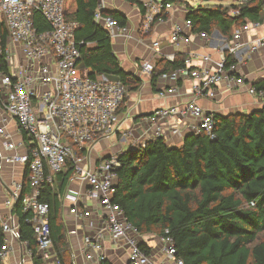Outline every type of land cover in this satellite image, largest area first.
<instances>
[{
    "label": "built area",
    "instance_id": "2783aa9c",
    "mask_svg": "<svg viewBox=\"0 0 264 264\" xmlns=\"http://www.w3.org/2000/svg\"><path fill=\"white\" fill-rule=\"evenodd\" d=\"M252 0H235V6L229 11L231 16L241 14V6ZM145 12L140 27L142 35H148L156 22L165 20L179 7L172 1L144 0ZM188 12V8L183 3ZM65 0H0V23H4L8 40L4 44L3 31L0 27V56L5 54L8 67L14 59L12 45L21 46L23 58L20 65L11 72L0 71V191L4 185L7 166L24 165L21 178H12L10 192L6 199H1L0 225L4 232V243L1 256L8 258L14 250V244L25 247L18 264H31L35 253L28 241L21 240L20 225L13 212L16 203L20 202L24 212L32 215L29 222L34 226L38 249L37 255L45 262L53 261L54 247L49 226V203L41 200L42 190L55 187L59 174L72 173L63 194L73 202L70 212L78 218L92 215L88 202H96L105 212L108 226L105 232L97 236L85 235L83 250L88 260L97 264H107L104 252L106 239L114 242L127 241L130 245L129 264H151L147 254L129 232L139 233L129 221L122 207L113 201L118 181L117 170L121 167L120 153L92 160L95 146L102 141H110L119 135L127 137L122 131L123 109L128 96L127 87L120 79H112L107 75L92 77L83 72L81 66L82 52L79 45L83 43L75 39L78 22L68 19L65 13ZM106 0H99L95 19L109 33L111 38L119 36L131 37L127 26L110 15H105ZM41 15L48 23V30H40L35 18ZM263 28L260 37L246 41L244 35L253 29ZM195 35L202 39L210 36L206 31H195L193 21L185 18L183 23H175L170 34L173 45L191 44ZM227 37V36H225ZM153 48L160 51V41L154 42ZM264 48V9L262 17L255 21H246L233 30L232 37L222 39L216 46L218 59L212 53L192 52L185 59V66L172 72L161 74L163 79L178 84L184 78H192L193 97L185 105H169L156 109L145 117L150 125L146 131V140L139 145L163 136L164 120L179 121L185 116L198 120L193 125L194 133L205 132L214 137L216 122L214 114L197 103L199 97L215 99L218 87L223 82L241 86L245 84L244 76H239L240 66L245 65L252 55ZM201 58L212 65L201 68L191 67L192 59ZM234 62H229L230 58ZM175 54L164 55L166 61L174 62ZM155 65L150 60L143 63V71L152 73ZM264 77V75H263ZM248 91L263 97V91L249 85ZM178 92L173 86L159 92L167 96ZM14 119L18 131L27 136L15 141L14 133L8 129L9 117ZM128 117V115H126ZM179 129H173L177 134ZM19 148H26L24 153ZM127 151V150H126ZM124 152V151H123ZM122 153V152H121ZM28 171V193H24L25 173ZM76 185L79 188L73 189ZM84 188V190L82 188ZM81 188V189H80ZM86 198V199H85ZM69 232L67 233V235ZM140 234V233H139ZM164 244L167 256L176 264H184L177 257L173 238L159 236ZM56 254V253H55ZM27 256V257H26ZM53 264H60L57 257Z\"/></svg>",
    "mask_w": 264,
    "mask_h": 264
},
{
    "label": "trees",
    "instance_id": "16d2710c",
    "mask_svg": "<svg viewBox=\"0 0 264 264\" xmlns=\"http://www.w3.org/2000/svg\"><path fill=\"white\" fill-rule=\"evenodd\" d=\"M145 12L142 0H126ZM179 2L180 0H165ZM188 8L194 30L213 32L218 29L232 37L235 27L262 17L264 0H252L241 6V14L231 16L235 0H199ZM99 0H65L68 19L78 22L75 39L82 42V62L97 77L108 74L119 78L130 91L138 90L142 79L127 72L115 55L112 38L96 21ZM105 15L128 23L123 13L107 9ZM166 18V17H165ZM40 30L50 27L41 15L35 18ZM4 44L8 33L0 23ZM93 44L90 46L89 44ZM185 56L174 62L159 58L152 75L158 76L185 66ZM234 62L231 57L229 62ZM5 54L0 56V71L8 72ZM263 91L264 77L253 81ZM214 137L205 132L188 134L181 146L167 143L157 136L136 149L119 154L121 167L113 201L141 235H167L173 238L177 257L184 264H264V106L247 114H215ZM25 141L28 138L24 135ZM72 169L57 176L55 187L42 190L41 200L49 203V226L54 251L60 264H74L67 228L62 216L61 196L68 185ZM28 171L24 193H28ZM21 240L28 241L36 264H46L38 255V243L32 215L16 203ZM0 225V252L4 243ZM140 247L150 253L147 243ZM0 264H5L0 254Z\"/></svg>",
    "mask_w": 264,
    "mask_h": 264
},
{
    "label": "crops",
    "instance_id": "0c3cea01",
    "mask_svg": "<svg viewBox=\"0 0 264 264\" xmlns=\"http://www.w3.org/2000/svg\"><path fill=\"white\" fill-rule=\"evenodd\" d=\"M144 1V0H142ZM107 9L116 10L128 17L127 27L131 32V37L127 38L119 36L112 38V44L115 55L120 59L122 67L129 73L135 74L142 79V85L138 90L130 91L128 93L126 104L123 109V125L122 131L128 133L127 137L122 134L118 138L110 141H102L97 144L92 153V160L98 161L99 158L108 156L110 154L121 153L128 150L133 144H141L146 140V131L149 128V121L145 119L146 116L151 115L156 109L169 105H185V103L193 97V83L192 78H184L177 83L171 80L163 79L158 76L155 86L152 84V73H145L143 71V63L150 60L156 64L157 59L164 58V55L175 54L176 57L183 55L190 56L192 52L212 53L214 59H218V53L215 50L216 46L222 44V39H225L224 34L218 29L210 33L206 39L195 35L191 44L173 45L170 42V34L175 23H183L186 18L187 10L182 4L173 11V13L165 18L163 21L155 23L153 30L148 35H142L140 27L143 21V13L140 8L126 0H106ZM263 33V28L253 29L244 35V39L249 41L260 37ZM160 41V51L153 48L154 42ZM12 45V54L14 59L11 61L9 69L11 72L20 65L23 58L21 46ZM93 46V44H89ZM212 63H206L201 58L194 57L191 62V67L201 68L204 66H211ZM81 66L89 73L83 62ZM107 75L112 79H119L115 76ZM239 76H244L245 84L238 86L233 83L223 82L217 90L215 99L207 97H199L197 103L205 110L215 114L228 116L231 114H247L264 106L263 98L252 94L248 91L249 85L256 79L264 75V48L254 53L247 64L240 66ZM178 87V92L167 96H161L159 92L170 87ZM128 115V117H126ZM9 117L8 129L14 133L15 141L23 140V135L18 131L17 123L14 119ZM198 120L192 116H185L179 121H162L163 136L167 143L173 146L183 145L185 137L192 133L193 125L197 124ZM178 128L177 134L173 133L174 128ZM0 142L2 138L0 137ZM26 148H19L21 153L25 152ZM25 166H7L4 177V185L1 187V199H6L10 192V185L12 178H21L24 174ZM10 184V185H9ZM73 189H78L76 185ZM82 188V187H81ZM80 188V189H81ZM84 190V188H82ZM86 199V198H85ZM62 216L67 228L68 240L72 250V257L74 264H97L95 261L88 260L83 250V238L85 235L97 236L101 232H105L108 226L105 212L100 208L96 202H88L89 209L92 215L87 218H78L70 212L73 202L61 196ZM2 212H7L4 206H1ZM14 212V210H13ZM15 213V212H14ZM129 236L134 238L138 243L145 242L150 247L151 264H176L171 260L164 251V244L158 235L149 234L141 235L135 232H129ZM104 252L107 264H129L130 245L127 241L114 242L106 239L104 241ZM26 255L25 247L20 243L14 244V250L11 255L4 259L5 264H18L21 257ZM27 257V256H26ZM56 258L54 251L53 258ZM54 258V259H55ZM53 259V261H54ZM53 261L46 262V264H53ZM32 260L28 259L27 263L31 264Z\"/></svg>",
    "mask_w": 264,
    "mask_h": 264
},
{
    "label": "rangeland",
    "instance_id": "374dc122",
    "mask_svg": "<svg viewBox=\"0 0 264 264\" xmlns=\"http://www.w3.org/2000/svg\"><path fill=\"white\" fill-rule=\"evenodd\" d=\"M159 1H164V0H159ZM184 2H188L190 3L192 6H198L199 4H201V2L199 0H180L179 2H175L176 4H183ZM84 73H86V69L83 70Z\"/></svg>",
    "mask_w": 264,
    "mask_h": 264
},
{
    "label": "water",
    "instance_id": "95a60500",
    "mask_svg": "<svg viewBox=\"0 0 264 264\" xmlns=\"http://www.w3.org/2000/svg\"><path fill=\"white\" fill-rule=\"evenodd\" d=\"M133 148L131 147V148H129L128 150H132Z\"/></svg>",
    "mask_w": 264,
    "mask_h": 264
}]
</instances>
